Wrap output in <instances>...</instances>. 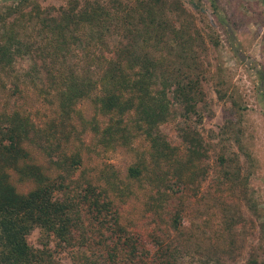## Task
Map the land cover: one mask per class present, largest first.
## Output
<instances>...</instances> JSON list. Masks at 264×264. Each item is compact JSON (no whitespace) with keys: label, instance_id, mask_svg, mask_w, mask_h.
I'll return each mask as SVG.
<instances>
[{"label":"trees","instance_id":"16d2710c","mask_svg":"<svg viewBox=\"0 0 264 264\" xmlns=\"http://www.w3.org/2000/svg\"><path fill=\"white\" fill-rule=\"evenodd\" d=\"M205 43L180 0L24 1L0 16V264H59L52 239L73 253L72 264H88L85 244L98 224L84 213L103 218L113 237L106 264H181L173 242L184 216L173 200L187 188L199 194L207 176L195 129ZM20 58L36 75L35 99L50 108L40 123L1 104ZM170 111L182 120L179 146L160 130ZM118 152L128 158L124 172L101 161ZM220 160L225 180L237 184ZM137 204L140 212L128 210ZM36 228L47 240L40 247L27 241ZM198 262L229 264L214 252Z\"/></svg>","mask_w":264,"mask_h":264},{"label":"rangeland","instance_id":"374dc122","mask_svg":"<svg viewBox=\"0 0 264 264\" xmlns=\"http://www.w3.org/2000/svg\"><path fill=\"white\" fill-rule=\"evenodd\" d=\"M24 1L55 8L66 0H0V16ZM180 1L206 42L197 48L205 81L195 129L208 153L203 159L207 176L199 194L187 188L179 200H173V207L184 216L183 233L174 237L176 256L181 264H197L208 252H214V260L229 264H245L252 256L264 261V0ZM35 78L27 58L18 59L13 77L4 85L1 104L11 107L15 103L40 123L50 108L35 99ZM79 106L89 111L88 103ZM170 116L160 130L179 146L177 126L182 120L178 112L170 111ZM220 158L231 173L239 175L237 184L225 180ZM101 161L116 172L128 167V158L121 152L110 153ZM13 180L16 187H23ZM128 210L140 212L139 204ZM83 221L98 224L92 240L85 244L84 262L106 264L114 240L109 229L103 228L105 220L84 213ZM27 241L40 247L47 240L36 228ZM51 241L48 247L59 264H72L73 253Z\"/></svg>","mask_w":264,"mask_h":264}]
</instances>
